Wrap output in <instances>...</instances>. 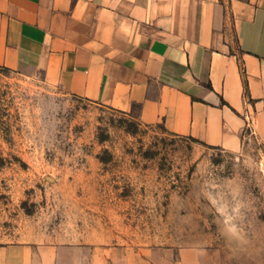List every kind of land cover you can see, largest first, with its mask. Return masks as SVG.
<instances>
[{"label":"rangeland","instance_id":"rangeland-1","mask_svg":"<svg viewBox=\"0 0 264 264\" xmlns=\"http://www.w3.org/2000/svg\"><path fill=\"white\" fill-rule=\"evenodd\" d=\"M73 237L83 264H264V140L209 146L0 65V244Z\"/></svg>","mask_w":264,"mask_h":264},{"label":"crops","instance_id":"crops-1","mask_svg":"<svg viewBox=\"0 0 264 264\" xmlns=\"http://www.w3.org/2000/svg\"><path fill=\"white\" fill-rule=\"evenodd\" d=\"M0 65L209 146L264 140V0H0ZM87 243L0 244V264H83Z\"/></svg>","mask_w":264,"mask_h":264},{"label":"trees","instance_id":"trees-1","mask_svg":"<svg viewBox=\"0 0 264 264\" xmlns=\"http://www.w3.org/2000/svg\"><path fill=\"white\" fill-rule=\"evenodd\" d=\"M245 82H246V89H247V91H248V81H247L246 77H245ZM196 140H197V139H196Z\"/></svg>","mask_w":264,"mask_h":264}]
</instances>
